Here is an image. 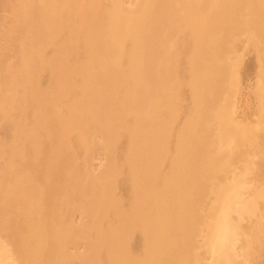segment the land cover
<instances>
[{
    "label": "bare ground",
    "instance_id": "1",
    "mask_svg": "<svg viewBox=\"0 0 264 264\" xmlns=\"http://www.w3.org/2000/svg\"><path fill=\"white\" fill-rule=\"evenodd\" d=\"M66 2L13 0L11 16L4 12L7 7H3V18H0V112L12 99L6 95L5 75L14 70L12 63L16 62L13 56L20 49L22 39L37 40L41 37L46 43L60 33V29H49L47 20L51 22L52 18L58 17L67 22L68 17H72L73 21L78 17L75 21L81 22L85 32L84 55L79 59L60 46L59 52L65 56L61 66L63 69L70 67L72 72L80 71V76L83 74L90 85L101 83L97 89L106 86L109 90L104 97L95 94L97 92L93 96L86 93L82 96L89 103L83 105L88 123L84 140L99 151L96 156L91 154V170L96 171L98 167L103 176H108L107 160L111 156L119 159L117 153L121 147L118 141L122 138L126 142L145 140L141 143V153L127 160L134 172L137 188L141 185L138 178L154 182L163 174L167 178L168 172L164 170L167 163H170V168H175L187 160L189 165L184 166V170L193 168L195 173L211 164L212 178L227 165L225 161L231 165L229 150L237 145L239 134L247 130L248 124L258 121L252 119L248 111H244L246 104L240 97L245 71L237 69L234 74L238 85L224 90L219 88V78L226 77L230 72V63L238 68L234 60L248 46L252 45L255 54L261 57L259 46L264 43V23L253 15L256 11L264 13V0H257L256 4L247 0H106L104 7L99 10L88 8L85 18L78 15L79 6L68 15ZM28 5L41 7V10L25 14L23 10ZM25 24L29 26V34L22 30ZM24 51L28 65L32 70L36 69L35 49L26 45ZM185 60L192 67L180 80L177 71ZM202 73L211 79L205 81L200 77ZM191 76L194 79L189 80ZM132 77L138 81L132 83ZM60 82L53 83L56 94L63 88ZM29 84L30 94L26 103L30 110L24 115L23 121L17 124L16 137L9 145L13 153L8 175H0V264H57V244L70 230L68 227L76 228L87 222L91 223L90 226H99L95 221L96 216L89 209L88 212L84 211L77 201L70 205L87 218L86 222L74 219L75 213L71 214V218L64 217L63 211L51 206V200L59 198L55 189L67 192V199L74 194L68 193L70 187L62 183L59 177L57 188L54 189L52 183L44 185L45 181L53 179L52 172L56 168L51 162L42 161L46 157L52 158V147L45 150L36 148L37 144L44 142L41 139L44 134L40 137L39 126L34 118L31 120V115L38 117L40 109L48 108L41 103L42 98H39L35 84ZM65 84L68 89H73L69 82ZM186 91H191V95L187 97L189 104L184 106L182 101L186 98ZM136 93L141 95L131 100L130 105L125 103L124 99ZM53 98L52 94L48 96V100ZM91 103L98 109L90 107ZM56 104L60 107L57 100ZM141 109H146L148 118L152 120L138 118L134 124L123 127L121 112H139ZM112 110L114 116H105ZM94 116H97L98 122L89 128ZM166 117L172 118L174 124L181 123L183 117V120H192L191 129L176 130V126H173V130L177 131L173 135L159 130H146V125L163 122ZM45 127V134L52 131L50 125ZM121 127L129 129L118 134L109 133ZM227 130L232 133L226 134ZM93 137H99L100 142ZM168 145L175 146V154L163 153ZM243 145L255 144L247 140ZM100 148L108 152L100 153ZM95 159H98L96 165ZM180 167L177 170L181 171ZM202 177L199 176L198 180L202 181ZM225 179L228 181L215 182L220 196L211 210L215 212V217L206 246L209 257L201 264H241L240 258L252 255V247L264 231L261 224L264 212L258 205L260 201L264 204V190L251 194L249 187L241 185L237 177L229 178L226 174ZM89 189L96 190L92 187ZM160 192L173 194L166 190ZM60 193L62 196L63 193ZM46 200L48 205L45 204ZM183 204L174 203L172 208L178 212L185 211ZM254 219L257 221H252V225L245 228V222ZM50 232L57 233L53 241L54 253L49 244ZM1 234L5 237L2 238ZM65 242H68L67 238ZM68 254L69 246L66 244L59 256L63 264H68ZM79 263L87 264L82 260Z\"/></svg>",
    "mask_w": 264,
    "mask_h": 264
},
{
    "label": "rangeland",
    "instance_id": "2",
    "mask_svg": "<svg viewBox=\"0 0 264 264\" xmlns=\"http://www.w3.org/2000/svg\"><path fill=\"white\" fill-rule=\"evenodd\" d=\"M66 1L68 15L79 6L81 9L78 15L83 18L87 15L88 8L93 7L99 10L106 3V0ZM248 1H252L254 4L257 2V0ZM12 5L13 0H0V18H3V7L5 9L7 7L4 10L7 15L13 14L10 11ZM36 9L41 10V7L28 5L23 13L29 14ZM253 17L260 22L263 20L264 23L262 11H256ZM51 20V22L46 21L50 23L49 29H60V33L46 43H43L45 40L41 37L37 40L23 38L20 49L13 56L17 65L13 61L14 70L9 75H5L7 80L5 82L6 95L8 98H12V102L9 100L4 111L0 112V175H6L10 169L13 150L9 145L14 142L16 137L17 124L23 121L24 115L30 110L26 101L30 94L28 92L31 86L29 82H33L37 87L39 98H42L41 103L48 108L40 109L41 114H37L38 117L34 114L31 115V120L34 118V122L39 126L40 137L44 134L41 138L44 142L37 144L36 148L45 150L52 147L50 150L52 158L46 157L42 161H49L56 168V171L52 172L53 179L49 182L45 181L44 185L52 183L51 186L54 189L57 188L59 185L56 182L59 177L62 183L70 187L68 193L74 194L73 197L68 196L70 199L68 200L67 192L60 191L63 193L61 196V193L55 189L59 198L52 199L51 206L63 211L64 217L71 218L74 215V219L86 222L87 218L70 205L77 201L84 207V211L89 209L96 216L97 224L99 223V226H90L91 223L87 222L76 228L68 227L70 230L66 236L63 234L62 242L57 244L55 252L59 262L57 264H63L59 256L61 248L66 244L69 246L68 264H80V260L86 261L87 264H201V262H205L209 257L206 246L215 217V212L211 210L215 207L216 198L220 196L216 190L219 187L215 182L226 181L225 175L227 174V177H237V181L241 185L248 186L252 191L251 194L264 190V43L259 46L261 49L260 58L253 51L254 47L248 46L247 49L245 48V53L241 51L237 55L238 58L234 60L238 68H234V64L230 63V72L226 77L220 76L219 78L221 82L219 88L224 90L238 85V79L234 74L237 69L245 71V80L240 94L246 104L243 108H245L244 111L249 112L252 119L260 123L257 129L255 127L258 123H249L247 130L239 134L237 145L232 146V149L229 150L232 158L231 165L225 161L227 165L219 170L218 175L214 176L215 178H212L211 164L205 166L201 172L195 173L193 168L184 170L189 165L187 160L179 163L175 168H170L168 166L170 163H167L166 166L164 165V170L168 172L167 178L163 174L158 181L154 182L141 177L137 179L141 183L137 188L134 172L127 160L141 153V143L145 141L144 139L141 142H126L125 138L118 141V145L121 147L117 153L119 159H113L112 156L108 158L106 163L108 176H103L102 170L98 167H96V171L89 168L91 154L94 153L96 156L99 151L95 149L96 147H90L84 140L88 123L83 105L89 103L82 96L84 93L93 96V93L97 92L95 94L104 97L109 90L106 86L97 89L101 83L98 85L88 84L87 80L83 78V74L80 76L81 72L78 73V70L72 72L70 67L63 69L61 62L65 56H63V52H59V47L67 48L69 53H73V56L77 55L81 59L85 52L84 26L79 20L73 21L72 17H68L67 22L58 17ZM22 30L29 34L28 25L25 24ZM26 45L35 49L38 64L34 70L27 62L28 59L24 51ZM154 48L160 50L159 47ZM233 51L234 48L231 49V52ZM81 64H83V60ZM191 67L188 60L178 67L177 72L180 74V80L183 79L182 76L187 75V70H191ZM200 77L205 81L211 79L209 75L203 73L200 74ZM189 78V80L194 79L192 76ZM196 78L198 79V77ZM58 80L61 81L59 85L63 88L59 94H56L54 92L56 87L54 88L53 83ZM137 81L136 77H132V83ZM66 82H69L73 89H68L65 86ZM186 92V98L182 101L184 106L189 104L187 97L191 95V91ZM50 94L54 96L52 100H48ZM140 95L141 93H136L129 96L124 99L125 103L130 105L131 100ZM56 100L60 103V107L57 106ZM90 105L95 110L98 109V106H92V103ZM121 113H123L120 119L123 127L134 124L138 118L145 121L152 120L148 118L146 109H141L139 112L123 110ZM184 113L186 114L185 110ZM105 116H114V110ZM97 119V116L93 117L89 128L98 122ZM171 119L166 117L163 122H154L149 126L146 125L145 128L149 132L159 130L170 135L175 134L178 128H185V131L191 129L192 120L189 121L187 118L183 120V117L181 123L174 124ZM47 125H50L52 131L45 134ZM173 126H176V130H173ZM123 127L110 130L109 133L118 134L120 131L129 129L128 127L123 129ZM225 132H227L226 134L232 133L230 130ZM94 138L100 142L99 137ZM247 140L253 141L255 145H243ZM22 141L24 140L22 139ZM101 143L104 142L101 141ZM122 144L125 146H121ZM100 149V153L108 152L103 148ZM163 153L173 155L172 153H176V148L168 145ZM97 162L98 159H95L94 165ZM179 167L181 171L177 170ZM199 176H203L202 181L198 180ZM91 187L96 190L91 191L89 189ZM157 189L172 191L173 194L159 193V190L155 191ZM154 195L156 196L153 197ZM174 203L179 205L184 203L185 211L178 212L173 209ZM45 204L48 205L49 202L46 200ZM148 205L149 208L146 207ZM258 205L260 209L263 208L264 212V204L260 201ZM72 213L75 214L71 215ZM252 221L256 222L257 219L246 221L245 228L252 225ZM261 224L264 226V221ZM56 235L57 233L50 232L49 244L52 246L53 253L55 251L53 241ZM263 235L264 231L252 247V255L249 258H240L241 264H264ZM1 237L5 236L1 234ZM65 238L68 240L67 243Z\"/></svg>",
    "mask_w": 264,
    "mask_h": 264
}]
</instances>
